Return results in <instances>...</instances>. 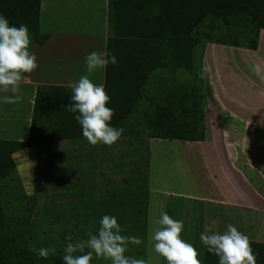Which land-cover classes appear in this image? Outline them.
I'll list each match as a JSON object with an SVG mask.
<instances>
[{
	"label": "trees",
	"instance_id": "16d2710c",
	"mask_svg": "<svg viewBox=\"0 0 264 264\" xmlns=\"http://www.w3.org/2000/svg\"><path fill=\"white\" fill-rule=\"evenodd\" d=\"M41 1L0 0V15L12 26L27 25L39 45L48 38L40 33ZM157 1L160 3L159 20L163 23L115 26L113 36L164 40L166 60L159 61L160 65L190 74L194 71V51L205 43L258 49L260 32L264 31V0ZM111 45L112 41L108 45L110 56ZM156 53L155 45L148 44V59L120 61L117 70L111 63L106 67L105 90L110 97L107 106L114 110L111 125L123 128L122 135L136 133L149 140L204 141L206 114L202 79L196 80V85L173 83L169 76L150 82L158 65ZM128 66H133L129 72L126 71ZM71 95L70 87L39 86L27 140H0V264H63L61 250L47 258L38 257L31 250L39 247L32 231L36 196L25 192L13 155L61 141L88 143L75 114L67 111ZM14 202L17 204L13 205ZM79 216L82 217V213ZM93 221L76 222L79 227L81 223L92 224ZM42 246H46V242ZM251 247L257 264H264V243L251 241ZM201 261L202 264H219V257L207 252L203 245Z\"/></svg>",
	"mask_w": 264,
	"mask_h": 264
},
{
	"label": "rangeland",
	"instance_id": "374dc122",
	"mask_svg": "<svg viewBox=\"0 0 264 264\" xmlns=\"http://www.w3.org/2000/svg\"><path fill=\"white\" fill-rule=\"evenodd\" d=\"M207 44H203V47L200 44L196 48L192 73L171 70L169 77L173 83L178 84L196 85L202 79L206 113L210 112L209 116L214 114L228 128H239L244 120L247 129L250 124L252 126V119L257 115L253 102H260L264 107V81L251 71L252 65L257 63L264 67V39L257 54L244 48L211 45L213 58L211 63L208 62L210 72L207 75L204 73L201 78ZM159 77L152 76L150 82H155ZM208 124L210 129V119ZM247 136L249 138L245 136L244 139L243 136L239 141L234 138L223 142L210 140L209 143L201 144L182 141L171 143L156 139L149 141L144 135L130 133L121 135L111 146L61 141L50 144L47 149L46 146L35 148L34 153L31 150L20 152L13 157L25 192L36 196L32 231L38 249L55 246L56 250L62 251L63 257L68 243L86 240L96 234L102 216L115 212L118 223L125 229L122 235L135 236L142 241L138 245L129 244L126 255L145 260L150 227L147 188L149 164L151 180L162 185V188L184 191L188 188L190 194L206 196L207 191L212 192L213 187L206 177L202 151L217 146L230 149L235 143L236 146L241 144L239 147L248 151L253 146L252 138H256V134L251 131L247 132ZM182 208L190 210V203L182 204ZM79 213H82L80 218ZM182 217V212L172 215L176 220ZM89 219L94 220L92 224L81 223L78 227L76 221ZM182 221L187 225L188 220ZM261 231L264 235V221ZM68 236H71V241L66 239ZM186 236L182 238L198 249L202 260L203 244L200 237ZM45 242L46 246H42ZM162 262L167 264L164 257ZM90 264L111 262L94 257Z\"/></svg>",
	"mask_w": 264,
	"mask_h": 264
},
{
	"label": "crops",
	"instance_id": "0c3cea01",
	"mask_svg": "<svg viewBox=\"0 0 264 264\" xmlns=\"http://www.w3.org/2000/svg\"><path fill=\"white\" fill-rule=\"evenodd\" d=\"M159 10L160 3L156 0H42L40 33L48 38L43 45H39L31 36L30 51L36 55L39 66L32 73L24 74L26 79L22 80L18 93L22 96L21 101L15 104L5 103L3 97L14 94L0 92V140L26 141L37 88L39 86L69 87L70 83L78 81L86 74V56L93 51L108 53V45L111 41L112 55L117 58V63L114 65L116 70L120 61H139L144 57L148 59V44H153L157 51L158 65L152 76H169L172 68L160 65L159 62L166 60L164 40L158 37L150 41L113 36L115 26L129 27L132 23H163L159 20ZM263 32H260L258 50L246 49L247 51L253 54L259 52L264 39ZM211 45L218 46L208 43L203 56V68L206 67L209 72L208 62L211 63L213 58ZM132 68L133 66H128L126 71L129 72ZM161 69L168 71L161 72ZM105 76L106 68L91 74L90 78L94 83L105 86ZM253 103L257 115L253 119L250 118L252 126L250 124L247 129L244 120L239 128H228L227 125L220 123L214 114L211 113L209 116L210 112L206 113L205 110L207 120L205 141L195 143H209L210 140L223 142L234 138L239 141L243 136L244 139L245 136L249 138L247 132L253 131L256 134V138H252L253 146L248 151L239 147L241 145L239 142V146L235 143L230 149L217 146L201 150L205 158L206 177L213 187L212 192L207 191L206 196L190 194L188 188L185 191L162 188V185L155 184L151 180L152 170L149 164L150 227L145 258L147 264H163V256L155 252L154 241L150 238L155 228L154 221L162 212H167L171 217L182 212L183 217L180 220H188L182 236L200 237L205 228L211 227L213 223L215 224L213 230L223 233L227 225L231 224L247 235L250 241L264 243V235L261 231L264 221V122H262L264 107L260 102ZM208 119L212 125L211 130ZM48 146L46 145V149ZM27 150L34 153L35 147L20 152ZM188 203L190 210L182 208V204Z\"/></svg>",
	"mask_w": 264,
	"mask_h": 264
},
{
	"label": "clouds",
	"instance_id": "9594fccd",
	"mask_svg": "<svg viewBox=\"0 0 264 264\" xmlns=\"http://www.w3.org/2000/svg\"><path fill=\"white\" fill-rule=\"evenodd\" d=\"M31 45L32 38L27 25L12 26L6 17L0 15V92L14 94L4 96L5 103L21 101L22 96L18 93L22 80L26 79L24 74L32 73L39 66L36 55L30 51ZM110 63H117L115 55L110 56L105 51L91 52L85 58L86 74L69 85L72 95L71 104L66 106L67 111L75 114L83 137L93 146L99 143L111 146L124 131L110 123L114 110L107 106L110 97L105 86L94 83L90 78L91 74L106 68ZM207 71L206 67L201 69V78ZM251 71L264 81V67L261 64L252 65ZM154 223L156 227L150 238L154 241L155 252L163 256L167 264H202L198 249L182 238L185 227L183 221L162 212ZM214 228V223L206 227L200 240L207 252L219 257V264H257L247 235L231 224L227 225L223 233L214 231ZM124 231L115 216L103 215L96 234L65 246L63 264H90L94 257L108 260L111 264H147L143 259L126 255L129 244L138 245L142 241L135 236L122 235ZM66 239L71 241L72 238L68 236ZM31 250L44 258L56 253L55 246Z\"/></svg>",
	"mask_w": 264,
	"mask_h": 264
}]
</instances>
